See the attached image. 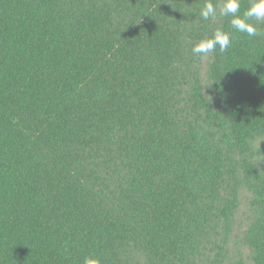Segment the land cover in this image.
Here are the masks:
<instances>
[{"label":"trees","instance_id":"16d2710c","mask_svg":"<svg viewBox=\"0 0 264 264\" xmlns=\"http://www.w3.org/2000/svg\"><path fill=\"white\" fill-rule=\"evenodd\" d=\"M206 2L0 0V264H264V36Z\"/></svg>","mask_w":264,"mask_h":264},{"label":"clouds","instance_id":"9594fccd","mask_svg":"<svg viewBox=\"0 0 264 264\" xmlns=\"http://www.w3.org/2000/svg\"><path fill=\"white\" fill-rule=\"evenodd\" d=\"M199 16L204 21L215 20L218 17H231V28L238 33H244L249 37L264 36V31L258 30L252 21H264V0H256L242 14L240 13V0H224L222 6H216L212 2H206L199 12ZM232 38L229 33L217 29L211 38L202 39L195 44L191 51L193 55L206 59L210 53L219 46L221 53L231 46ZM84 264H100L94 258H85Z\"/></svg>","mask_w":264,"mask_h":264}]
</instances>
